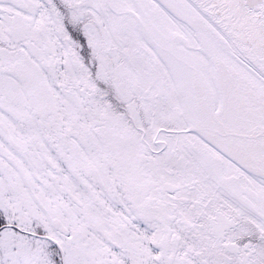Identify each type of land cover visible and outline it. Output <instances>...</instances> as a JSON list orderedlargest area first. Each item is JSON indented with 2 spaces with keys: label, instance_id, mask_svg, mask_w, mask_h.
Masks as SVG:
<instances>
[{
  "label": "snow or ice",
  "instance_id": "snow-or-ice-1",
  "mask_svg": "<svg viewBox=\"0 0 264 264\" xmlns=\"http://www.w3.org/2000/svg\"><path fill=\"white\" fill-rule=\"evenodd\" d=\"M0 264H264V0H0Z\"/></svg>",
  "mask_w": 264,
  "mask_h": 264
}]
</instances>
